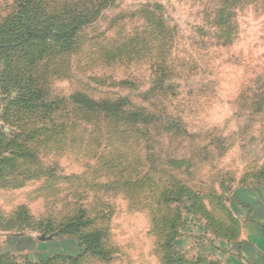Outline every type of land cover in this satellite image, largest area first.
<instances>
[{"label":"rangeland","instance_id":"374dc122","mask_svg":"<svg viewBox=\"0 0 264 264\" xmlns=\"http://www.w3.org/2000/svg\"><path fill=\"white\" fill-rule=\"evenodd\" d=\"M30 1L81 25L72 53L32 68L51 40L28 44L24 62L27 46L0 55L2 237L79 255L70 218L84 209L110 258L78 264H206L194 244L221 240L232 194L264 184V0ZM14 3L0 0V25ZM32 79L33 104L63 103L9 105Z\"/></svg>","mask_w":264,"mask_h":264},{"label":"trees","instance_id":"16d2710c","mask_svg":"<svg viewBox=\"0 0 264 264\" xmlns=\"http://www.w3.org/2000/svg\"><path fill=\"white\" fill-rule=\"evenodd\" d=\"M16 3V12L12 14L14 17L11 18V20H7L5 23L2 22L0 25V55H4L8 58H10L11 54H15L18 51L16 49L27 46V49L24 50L25 57H22V53L18 56H21L19 58L26 59L28 50L32 49V45H29L31 42H37V41H45V40H51L52 45H56V50L53 53L49 49L48 52L45 51V49H40L38 53H35L32 57L38 59L35 61L30 62L31 68L35 66L36 62H40V60H44L45 58H50V60L53 57L59 56L60 54H64L67 52L72 53L73 47L71 42L73 41V38H75L76 31L80 27V18L76 19V17H69V18H62V17H56L54 19V16L56 15H50L46 16L44 11H42L39 8H35L32 1L30 0H17ZM21 4V5H20ZM24 6V7H23ZM26 6V7H25ZM27 6H32L30 8H27ZM43 13V14H42ZM11 16V15H10ZM8 18V17H7ZM5 17V19H7ZM55 29L57 31H55ZM22 49V48H21ZM23 51V50H22ZM51 53V56H50ZM31 57V58H32ZM36 81V80H35ZM19 86L15 88V92H18L17 95L20 94V96L23 98L20 102H18L16 99L9 100L10 104L16 109H20L21 111H25L27 108H34L35 111L46 108L49 111L55 110V107L58 106V104L63 103L62 101H56L54 103H49V105L43 101H41L38 104L35 103L38 99H41V90L34 88L35 82L32 79L28 86ZM1 91V90H0ZM44 93V92H42ZM88 107L93 106H99L100 104H86ZM47 116H49L47 114ZM36 122H42L43 118L41 119H34ZM30 124H27L26 126L22 125L23 130H27ZM33 130V129H32ZM29 129V132L32 131ZM43 131L42 129L38 130V133L36 134H28L26 135V140L30 139H36L37 137H40V132ZM105 144V143H104ZM20 149V148H18ZM24 153L22 152L20 154L21 159H25L26 157L23 156ZM4 161V160H3ZM2 163V161H1ZM0 163V172L3 168V164ZM106 164H113L112 161L109 163L106 162ZM6 166V164H5ZM189 209V208H188ZM70 222L72 224L71 226V234L73 235V240L76 241V243L80 246L81 252L79 255L76 256H68L64 253H57V255L54 256H48L45 260L35 262V263H29V264H78V261L84 256V254H87L91 257H94L104 263L108 262V259L110 258V253L108 250L104 248L103 241H104V232L101 230L93 229V223L92 221L86 216V213L84 209H78L77 213L70 218ZM220 222V221H219ZM223 223V222H222ZM226 223H223L225 225ZM234 226L233 218H232V225L227 226V230L222 235L223 237H228L230 230ZM12 261V260H0V264H5V262ZM51 261V262H50ZM199 262H195L196 264H200ZM171 259L168 260V264H171ZM17 264V263H14Z\"/></svg>","mask_w":264,"mask_h":264},{"label":"crops","instance_id":"0c3cea01","mask_svg":"<svg viewBox=\"0 0 264 264\" xmlns=\"http://www.w3.org/2000/svg\"><path fill=\"white\" fill-rule=\"evenodd\" d=\"M14 7L16 9V3ZM240 191L247 193L243 195ZM237 192L240 193L232 194L234 226L229 236L213 244H194L192 251L202 255L206 264H264V184L253 181L247 188L240 187ZM7 235L2 237L0 232V260L29 264L48 257L46 251L49 247L45 240H33L30 233ZM184 238L186 247L193 246L196 241L189 236ZM45 252V257H39Z\"/></svg>","mask_w":264,"mask_h":264},{"label":"water","instance_id":"95a60500","mask_svg":"<svg viewBox=\"0 0 264 264\" xmlns=\"http://www.w3.org/2000/svg\"><path fill=\"white\" fill-rule=\"evenodd\" d=\"M42 239V238H41Z\"/></svg>","mask_w":264,"mask_h":264}]
</instances>
